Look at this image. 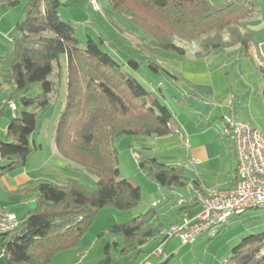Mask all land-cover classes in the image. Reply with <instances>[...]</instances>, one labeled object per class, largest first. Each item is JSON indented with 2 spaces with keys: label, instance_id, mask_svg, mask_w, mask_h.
Masks as SVG:
<instances>
[{
  "label": "trees",
  "instance_id": "1",
  "mask_svg": "<svg viewBox=\"0 0 264 264\" xmlns=\"http://www.w3.org/2000/svg\"><path fill=\"white\" fill-rule=\"evenodd\" d=\"M18 4L19 0H0V6L8 8ZM60 6L59 0H29L23 21L16 24L17 35L5 56L9 66L2 75L12 87L0 116L8 108L13 117L6 127L5 141H0V180L23 169L28 157L40 149L30 136L45 113L57 106L60 82L50 81L49 76L55 63L61 77L59 59L64 57L65 104L55 124L54 146L62 158L97 181L89 186L78 174L59 169L49 179L20 189L22 196L35 200V208L0 238L7 264H50L57 254L79 248L101 210L130 211L139 204L140 189L120 178L117 139L163 138L175 131L181 136L172 128V116L156 95L102 50L111 37L100 36L98 42L88 37L81 42L73 26L58 17ZM106 10L126 28L108 22L119 34L131 37L136 51L147 59L139 61L131 55L127 64L132 70L144 63L156 74L178 79L155 61L168 54L184 56L186 52L177 40L197 45L195 56L202 58L231 50L251 58L255 45L243 22L258 11L257 0H106ZM259 72L264 80V67ZM178 101L191 106L192 101L201 102L192 93ZM136 161L141 173L161 190L199 188L196 170L170 166L148 153L139 154ZM153 215L151 209L129 222L105 228L100 235H109L113 241L106 243L99 264H116L113 249L117 258H124L157 236L162 229L152 223ZM221 264H264V231L242 238Z\"/></svg>",
  "mask_w": 264,
  "mask_h": 264
},
{
  "label": "rangeland",
  "instance_id": "2",
  "mask_svg": "<svg viewBox=\"0 0 264 264\" xmlns=\"http://www.w3.org/2000/svg\"><path fill=\"white\" fill-rule=\"evenodd\" d=\"M94 1L99 5L101 12L93 11L90 0H59L61 6L57 10L58 17L73 26L75 37L81 42H85L88 37L98 42L100 36L104 38L110 36L112 40L110 43L109 40H106L102 50L119 64H123L124 69L145 90L156 95L159 102L170 112L172 125L189 138L190 147L213 143L222 144V150L227 156L226 160L227 162L231 160L230 163L232 164L233 155L229 157L227 154V151L232 148V140L224 132L222 120L226 117L247 123L250 127L260 130L264 137V80L259 72L260 67H264V0H257L258 11L243 22L247 31L255 39V45L250 52L251 58L239 55L237 50L226 53L219 51L215 56L208 58L196 57V53L199 52L197 45L177 40L176 44L186 52L184 56L168 54L164 58L157 57L155 60L170 75L178 78L176 80L164 73H154L144 63L139 66L138 70H132L127 64L131 55L137 57L139 61L147 60L146 57L136 51L131 37L126 34H119L114 27L113 30L110 29L112 25L108 20L114 23L113 19L115 20L116 17L106 10V0ZM28 2L29 0H19V4L15 8L0 6V87L2 89L0 112L2 101L8 97L12 87L10 81L2 77L9 66L5 56L11 50V40L17 35L16 24L23 21V12ZM115 22L117 23L116 20ZM59 64L62 68L61 77L58 78L57 76L58 68L55 63L53 64L54 71L49 76L50 81L60 82L57 106L45 113L44 117L39 120L38 129L30 136V141L35 142L36 146H40L41 149L28 157L23 169L2 178L9 191H12H0V203L9 201L10 205H14V202H19L21 194L17 183L21 182L18 181L21 178L26 182H30V179L32 182L36 179H48V176L53 175L52 171L56 172L59 169L78 174L81 181L89 186L96 184L97 178L95 176L86 173L81 167L62 158L53 149L55 122L60 118L65 104L64 57H60ZM189 93L194 94L197 100L206 103L205 105L209 109L207 113L202 114L185 101L179 103L178 100ZM14 105L19 109L17 102ZM12 117L13 114L9 113L8 108H5L0 116V127L4 132ZM1 139L4 141V133ZM116 148L120 178L130 181L140 189L141 201L130 211H117L107 207L98 213L84 236L82 247L78 252L81 251V254L85 255V250H90L91 256L100 255L99 260L104 258L106 243L113 239L109 235H100L105 228L129 222L151 209L160 214L161 205L155 209L151 207V204L163 202L164 196L170 198L177 194L160 190L155 183L148 180L138 167L136 161L138 155L148 153L151 157L170 166L183 165L188 167L184 160L189 144L186 143L185 145L177 133L163 138L143 140L122 137L117 139ZM190 165L194 166L192 162H189ZM187 169L190 171L189 167ZM191 171L193 172L194 169L191 168ZM210 182L211 180L208 183ZM178 192L184 194V191ZM4 207L5 209H1L9 214L18 215L21 211L18 208L10 209L5 205ZM33 210L32 208L28 212ZM167 220L168 217H165L162 222L167 223ZM225 226L222 233L213 238L206 235L201 242L193 246L183 247L177 253L178 258L172 259L171 264H221L242 238L264 231V209L250 210L242 216L233 215L227 220ZM91 240L95 242L92 245ZM115 242L119 243L120 239ZM112 252L114 253V249ZM113 253L112 256L117 258L116 254Z\"/></svg>",
  "mask_w": 264,
  "mask_h": 264
},
{
  "label": "crops",
  "instance_id": "3",
  "mask_svg": "<svg viewBox=\"0 0 264 264\" xmlns=\"http://www.w3.org/2000/svg\"><path fill=\"white\" fill-rule=\"evenodd\" d=\"M115 17H116L115 20L119 24L118 25L113 19L114 23L117 24L115 25L126 28V25L116 15ZM110 29L113 30L114 29L113 26ZM3 102L4 101H2V103ZM9 113L13 114L12 112H10V110ZM57 121L58 119L56 120L55 124L57 123ZM1 128L2 127H0V141L2 140L1 136L3 133L5 136V132ZM172 128L178 130L181 133L180 138L181 141H184V144L186 143L189 144V149L187 150L184 162H186L190 170L192 168L197 171V175L195 177L198 181L199 188L196 190L189 186L184 191V194L178 191L175 192L171 191L174 192V194L176 193L177 194L174 196L172 195L170 198L164 196L163 202L160 203L153 202L151 204V207H154L156 209L159 205H161L160 206L161 209L159 211L160 214L154 212L151 221L155 225H160L162 230L157 236L151 238L144 246L139 248V250L134 254L124 258H114L116 264H143L148 258H150L149 259L150 264H171L172 259H174L175 257L178 258L177 253L180 252L183 249V247L193 246L196 243L201 242L202 239L206 237V235L200 236L191 245H181L176 236L170 238L167 234L168 233L167 231L171 226L180 225L183 221H192L197 217V215L200 212V207L195 199L196 194L206 193V191L210 189L232 190L236 185L237 182L236 157H235L233 143H232V148H230L229 151H227L229 157L233 155V162L231 164L230 163L231 160L229 162H227L226 160L227 156L222 150L221 147L222 144L213 143V144L200 145V146L194 145L190 147L189 138L181 130L177 129L173 125ZM53 149L56 151L54 142H53ZM189 162H192L194 166L191 165L189 166ZM228 163L230 164L228 165ZM2 164L3 162L0 160V165ZM52 172H53L52 174L54 175V171ZM50 177L51 175L48 176L47 178L49 179ZM30 180H31L30 182H26L25 180H23V178H21V180H18L21 181L17 183L18 189L19 188L22 189L27 185H32L36 181L43 179H36L34 182H32V179ZM210 180L211 182L208 183ZM0 184H1L0 191L3 192L12 191V190L9 191L8 186L4 183V181H2V179L0 180ZM20 196L21 198L19 202H14L13 203L14 205H10L9 204L10 202L6 201L0 203V208L5 209L4 205L8 206V208L10 209L18 208L19 211L21 210L18 215H16L15 213H11V214H13L17 219L22 218L30 209L32 208L34 209L35 200L30 196H26V195L25 196L20 195ZM181 200H183L182 204L180 203ZM23 210H25L24 214H23ZM165 217H168L167 223L162 222V220ZM83 239L84 237L81 240L79 248L57 254L50 264H99L100 261L102 260V259L99 260L100 258L99 254L93 257L90 254V250L89 251L85 250V255H82L81 251L78 252L82 247L81 245L84 241ZM90 243L92 245L95 242L91 240ZM159 248H161L162 250L161 256L159 257L152 256V254ZM153 259L154 262H152ZM0 264H7L1 251H0Z\"/></svg>",
  "mask_w": 264,
  "mask_h": 264
},
{
  "label": "built area",
  "instance_id": "4",
  "mask_svg": "<svg viewBox=\"0 0 264 264\" xmlns=\"http://www.w3.org/2000/svg\"><path fill=\"white\" fill-rule=\"evenodd\" d=\"M90 5L93 11H99L94 0ZM10 109L14 110V106L10 105ZM223 122L224 132L230 136L234 147L236 185L232 190L210 189L206 193L196 194L195 199L200 207L197 217L171 226L167 233L170 238L176 236L181 245H191L203 235L216 236L233 215L245 210L264 209V137L260 130L245 122L230 117L224 118ZM194 173L197 174V171ZM17 226L18 219L0 208V238ZM161 252L159 248L152 256L159 257ZM149 259L143 264H150Z\"/></svg>",
  "mask_w": 264,
  "mask_h": 264
},
{
  "label": "water",
  "instance_id": "5",
  "mask_svg": "<svg viewBox=\"0 0 264 264\" xmlns=\"http://www.w3.org/2000/svg\"><path fill=\"white\" fill-rule=\"evenodd\" d=\"M192 105L199 111L201 112L202 114H205L207 112V105L201 103V102H198V101H192Z\"/></svg>",
  "mask_w": 264,
  "mask_h": 264
}]
</instances>
